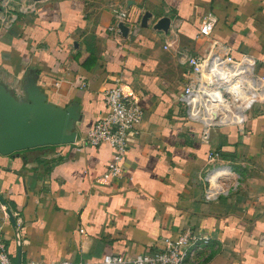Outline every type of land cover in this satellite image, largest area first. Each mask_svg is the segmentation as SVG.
Listing matches in <instances>:
<instances>
[{"label":"crops","instance_id":"1","mask_svg":"<svg viewBox=\"0 0 264 264\" xmlns=\"http://www.w3.org/2000/svg\"><path fill=\"white\" fill-rule=\"evenodd\" d=\"M30 3L17 2L10 27L0 21V84L25 100L35 80L48 103L77 106V143L108 113L104 95L117 86L145 115L119 182L103 178L107 144L0 155V218L10 211L25 234L19 246L9 216L0 220L13 264L134 259L186 229L212 239L189 264H264V105L243 129L215 128L204 139L182 103L191 70L178 55L219 44L234 60L254 57L264 76V0H41L23 12ZM114 7L128 14L126 37L111 31ZM162 18L167 32L155 29ZM211 178L224 192L207 200Z\"/></svg>","mask_w":264,"mask_h":264},{"label":"built area","instance_id":"2","mask_svg":"<svg viewBox=\"0 0 264 264\" xmlns=\"http://www.w3.org/2000/svg\"><path fill=\"white\" fill-rule=\"evenodd\" d=\"M20 0H0V21L10 27L16 20L10 15ZM24 4H25V0ZM21 8L23 12H36L37 3ZM117 26L112 32H119V24H125L128 14L114 7ZM211 26L201 28V34L208 36ZM179 58L190 67V75L184 89L182 103L188 119L203 128V138L208 139L211 130L228 126L243 129L248 123V113L257 104L264 105V76L256 72L257 61L252 56L234 60L228 50L214 44L206 55L194 56L180 53ZM108 113L78 143L81 147H99L107 144L113 150V158L103 178L119 182L124 179V162L130 146V138L139 135L145 111L140 99L135 95H126L122 86L108 90L105 95ZM217 155V154H216ZM215 155V156H216ZM218 156V155H217ZM225 178H222L223 180ZM220 180V181H221ZM215 188L210 181L205 192L207 200L216 199L224 192ZM0 220H7V213ZM23 224H15V242L22 246L25 242ZM212 239L199 231L186 229L176 240L167 239L164 248L140 255L134 259L107 255L97 264H189L198 252L209 246ZM0 264H13L8 253L3 225L0 223ZM20 264H74L68 260L59 262H34ZM209 264V263H204Z\"/></svg>","mask_w":264,"mask_h":264},{"label":"water","instance_id":"3","mask_svg":"<svg viewBox=\"0 0 264 264\" xmlns=\"http://www.w3.org/2000/svg\"><path fill=\"white\" fill-rule=\"evenodd\" d=\"M151 16L150 13L145 14L143 27H147ZM118 28L124 37L128 36L130 29L127 25L121 23ZM169 28V18H162L155 26V29L165 32ZM25 95V100H20L0 84V155L10 156L40 147L76 144L78 133L75 123L79 121L77 106L61 109L48 103L35 80H29L25 85ZM2 203L5 204L4 201ZM8 216L15 225L10 211Z\"/></svg>","mask_w":264,"mask_h":264},{"label":"bare ground","instance_id":"4","mask_svg":"<svg viewBox=\"0 0 264 264\" xmlns=\"http://www.w3.org/2000/svg\"><path fill=\"white\" fill-rule=\"evenodd\" d=\"M214 178H211V182H212V184H217L218 182H219V180H217L216 182H215V180H213Z\"/></svg>","mask_w":264,"mask_h":264}]
</instances>
